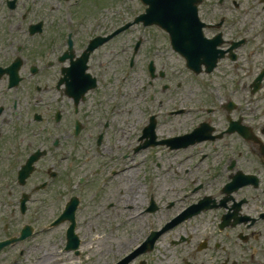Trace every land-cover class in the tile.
<instances>
[{
    "label": "flooded vegetation",
    "instance_id": "flooded-vegetation-1",
    "mask_svg": "<svg viewBox=\"0 0 264 264\" xmlns=\"http://www.w3.org/2000/svg\"><path fill=\"white\" fill-rule=\"evenodd\" d=\"M200 12L209 22L205 35L218 40L224 54L211 73L199 75L212 80L214 104L200 111L199 119L208 121L216 136L210 151L200 154L210 159L209 171L221 186L242 173L256 177L240 187L234 183L230 192L216 186V194L210 193L214 209L174 226L170 223L192 202L177 208L181 193L163 199L162 186L166 213L176 211L161 214L150 228H165L156 245L168 240L173 247L155 246L135 264H264V75L257 80L264 74V0H204ZM107 29L102 0H0V243L21 233L16 220L22 212L32 219L27 223H36L45 206L64 205L74 196L82 204L91 185L103 183L110 169L128 189L136 188L128 186L137 177L135 164L120 172L117 167L123 159H137L135 148L113 155V165L102 164L108 136L131 137L119 134L124 121L117 120L108 134L110 122L102 119L104 46L91 51V44ZM124 34L135 40L104 54H126L135 62L154 59L149 38L133 28L117 37ZM92 78L97 87L87 90ZM251 131L261 139L252 141ZM161 208L152 192L141 213L153 215ZM27 240L24 252L35 246ZM9 249L3 246L0 254Z\"/></svg>",
    "mask_w": 264,
    "mask_h": 264
},
{
    "label": "rangeland",
    "instance_id": "rangeland-1",
    "mask_svg": "<svg viewBox=\"0 0 264 264\" xmlns=\"http://www.w3.org/2000/svg\"><path fill=\"white\" fill-rule=\"evenodd\" d=\"M124 0H102V21L103 23H118L126 22L132 19L128 14V17L124 19L119 11L124 8ZM118 12L116 13V11ZM124 19V20H123ZM134 30H138L139 35L149 38L151 44H154L153 58L155 60L158 69H164L167 72V76L164 79L155 80V86L150 90L146 91V95L143 90V84L147 82L144 73V65L146 63L141 60L136 61L135 67H129L130 59L128 55L123 54L116 55L117 57H110L111 53H106L105 58L102 57V66L107 70L114 72L116 68L125 71V74L120 76L121 83L127 85L121 90L117 91L124 92L127 94V98L123 100L125 106H149V112H155L157 110H168L172 106H183L188 107L187 113L182 116H167L165 113L161 114L158 118L159 130H162L164 135L175 134L176 132L190 129L197 121L193 118L196 116L195 111L190 108L193 106H211L212 92L206 88L207 85H212L210 78H200L191 75L188 69L185 67L184 60L181 59L171 48V44L168 36L158 28H144L142 26L132 27ZM138 34V33H137ZM134 36L124 34L119 37L116 41L112 42V45L108 46L106 50L118 49L126 44H130L127 41ZM117 54V53H116ZM147 59H145L147 62ZM139 65V66H138ZM143 68V70H142ZM127 76L124 81L123 77ZM144 79V80H143ZM135 81L133 86L142 85L140 89L142 93L139 95V99L130 98L129 91H131L130 83ZM169 82L171 89L163 90L162 86L164 83ZM110 88L108 90L102 89V101L108 103L105 110L107 111L110 103L113 104L114 90ZM133 90V89H132ZM155 92L154 100L149 101V105H146L144 100L150 92ZM108 92L113 98L111 101H107V96L104 95ZM120 100V99H119ZM121 103V102H120ZM125 106H119L118 109H123ZM115 107V106H114ZM154 108V109H151ZM144 114L143 110L136 109L134 116L139 120ZM123 117V115H121ZM107 117V113H106ZM142 122V121H141ZM190 131V130H189ZM186 132H181L183 134ZM178 134V135H180ZM112 144V143H111ZM117 149H112L113 152L109 153L106 157L102 158V164L108 163V166L116 163L117 160H112L114 156L120 155L121 152L128 150L131 143L119 142ZM122 145V146H120ZM192 148L187 150L184 155H191ZM161 150V151H160ZM138 164L132 176L136 179L128 186H135L136 188L128 189L126 182L121 176L107 177L102 183L98 180L94 185L90 187V195L86 200L82 202L77 211V234L81 239L80 253L75 254L74 252L66 251L65 247L67 244L66 230L69 222L62 223L58 226L51 227L50 222L58 214H60L64 206L61 204H52L51 206L41 208L42 218L36 223L38 229L37 235L33 237L32 242L36 240V244L31 251H27L26 254L20 255L12 250L10 252L0 254V264H113L122 255H125L136 248L146 238V231L149 228L150 222H156L157 217L155 215L145 214L143 217L138 219L133 218L135 213L143 210V205L146 199L153 192L156 198H159L160 189L164 186V192L168 193L169 189H176L175 193H182L187 195L185 199L189 201L194 194L187 191L191 184L188 183L191 179L198 178L199 173L191 169L188 173L184 170H180L176 173V167L184 168L186 165L180 159V152H168L162 149V146H158L142 152L138 158ZM157 163H161L162 167H159ZM124 165L133 166L128 159H123L117 167L124 168ZM96 164H94V167ZM171 166V167H170ZM138 167V168H137ZM166 167H169V171H166ZM97 166L95 167L96 171ZM116 169V167H113ZM120 168V169H121ZM110 174L112 170L110 169ZM138 172V173H137ZM212 172V171H210ZM137 173V174H136ZM202 175V174H200ZM109 178H112L109 180ZM155 178V180H154ZM214 186L210 191L214 192L216 188V181L214 180ZM98 183V184H97ZM220 184L218 179V184ZM96 194V195H95ZM181 195V194H180ZM179 195L168 196L163 195V199L175 198ZM47 207V208H46ZM178 208V207H177ZM46 210V212H44ZM167 209L161 211L162 214L174 213L176 210L171 209L169 213H166ZM26 220L25 217H22ZM131 218V221H130ZM20 221L18 218L17 223ZM172 238H170V241ZM157 249L162 250L168 247H173L171 242L163 240L160 245H156ZM18 250L19 246L14 247ZM62 258H59V257ZM42 257V259H39ZM138 264V261H137Z\"/></svg>",
    "mask_w": 264,
    "mask_h": 264
},
{
    "label": "water",
    "instance_id": "water-1",
    "mask_svg": "<svg viewBox=\"0 0 264 264\" xmlns=\"http://www.w3.org/2000/svg\"><path fill=\"white\" fill-rule=\"evenodd\" d=\"M145 1L152 6L149 13L151 22L159 23L171 33L174 49L186 58L188 67L199 72L200 64L205 63L211 70L216 60L212 42L204 38L202 33L203 24L199 20L197 7L201 0ZM67 208L56 224L65 219L71 220L68 229L69 246L76 248L80 241L75 234L76 206L69 204Z\"/></svg>",
    "mask_w": 264,
    "mask_h": 264
},
{
    "label": "bare ground",
    "instance_id": "bare-ground-1",
    "mask_svg": "<svg viewBox=\"0 0 264 264\" xmlns=\"http://www.w3.org/2000/svg\"><path fill=\"white\" fill-rule=\"evenodd\" d=\"M59 258H62L61 256Z\"/></svg>",
    "mask_w": 264,
    "mask_h": 264
}]
</instances>
